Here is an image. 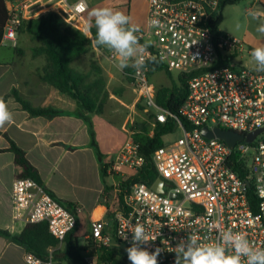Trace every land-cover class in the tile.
<instances>
[{"label":"built area","instance_id":"obj_1","mask_svg":"<svg viewBox=\"0 0 264 264\" xmlns=\"http://www.w3.org/2000/svg\"><path fill=\"white\" fill-rule=\"evenodd\" d=\"M221 1L146 0V22L138 33L140 43L150 41L147 53L170 72L186 78L187 96L179 113L189 129L177 119L180 137L151 155L163 182V193L154 192L144 183L128 189L118 183L114 186L111 206L89 221L86 264H98L104 248L123 251L125 254L116 255L117 261L130 264L125 249L130 246L137 223L144 225L150 239L155 238L146 245L148 250L163 249L158 264H174L175 253L170 251L179 240L195 236L202 243H211L227 229L245 234L256 248H264V131L251 143L237 141L233 149L220 139L201 134L204 127L243 136L264 129V72L242 64V54L250 56L251 52L242 40L214 27ZM5 2L8 18L0 44L10 42L15 47L21 22L36 16L40 3L33 2L26 12L18 13L9 0ZM46 4L54 5V12L68 25L82 32L84 27L88 30L87 25L76 24L84 21L86 0H46ZM150 19H158L163 27H151ZM108 58L115 61L111 52ZM149 62L146 72L133 69L131 87L136 94L134 104L140 103L148 117L154 116L149 122L151 136L155 123L165 122L169 113L155 103ZM143 161L130 138L109 162L110 170L125 182L137 173ZM234 164L242 166L244 179L233 171ZM11 204L15 221L46 223L49 233L60 243L77 225L75 215L30 178H14ZM24 261L56 264L53 249L45 260L26 252Z\"/></svg>","mask_w":264,"mask_h":264},{"label":"crops","instance_id":"obj_2","mask_svg":"<svg viewBox=\"0 0 264 264\" xmlns=\"http://www.w3.org/2000/svg\"><path fill=\"white\" fill-rule=\"evenodd\" d=\"M9 1L18 13L26 12L28 5L33 2L40 3L34 18L56 8L46 4V0ZM69 1L72 3L74 0ZM105 1L108 0L97 2L94 6H106L103 4ZM244 2L261 4L264 7V0ZM144 3V18L140 28L146 22V0ZM113 4H110L111 7L132 16L131 1L127 4ZM5 5L7 6L6 2ZM76 24L80 27L84 25L80 21ZM84 29L87 30L86 27ZM22 36L29 42L27 48L19 46L17 53L15 49L13 52L0 53V97L5 99L13 112V120L0 127V230L19 234L25 226L24 222L15 221L13 218L11 185L14 178L19 176L20 169L10 151L11 142L24 152L27 161L37 171L44 189L56 200L71 205L69 209L76 217V228L81 220L89 228L90 219L98 218L102 210L111 206L114 200L113 188L119 180L111 172L109 162L131 138V132L126 129V125L132 122L131 114L125 115L126 104L117 93L110 90L107 82L109 71L98 65L88 52L75 59L70 67L87 73L90 63H95L101 70L107 93L102 99V113L85 116L90 124L88 127L87 122L79 115L80 109L76 101L39 78L46 63L43 55L32 56V49L39 42L23 33L17 35L16 44H20ZM240 40L250 50L261 44L248 30L242 33ZM12 90L32 108H52L62 113L51 117L30 115L11 95ZM134 105L133 103L131 107ZM93 143L102 154L101 159L98 158ZM75 231L73 236L77 237ZM55 250V262L62 264L66 261L63 257L64 244L60 243ZM25 253L24 247L0 236V264H26Z\"/></svg>","mask_w":264,"mask_h":264},{"label":"trees","instance_id":"obj_3","mask_svg":"<svg viewBox=\"0 0 264 264\" xmlns=\"http://www.w3.org/2000/svg\"><path fill=\"white\" fill-rule=\"evenodd\" d=\"M241 0H222L220 5V13L214 27L219 29L222 22V13L226 7L234 6ZM8 18V11L4 0H0V39L3 26ZM18 34H27L32 40L38 41L39 45L32 49V56L43 55L45 57V66L39 78L56 88L60 93L65 94L76 101L79 106V115L87 122L90 127L88 118L85 116L91 113L101 114L103 111V98L107 96L104 89V79L101 76V70L98 66L92 65L87 73L79 72L70 67V64L80 56L89 52L92 48L91 38L95 34V29L88 30V35L82 31L68 25L57 13L50 11L37 18L23 20L18 28ZM17 53V50L15 49ZM149 76L154 72H164L171 78V72L158 60L149 62ZM133 68H125L122 74L126 81L132 83ZM155 103L158 107L168 111L165 122H156L153 128V134L150 136V121L154 117H148L144 113V121H135L130 127L131 139L138 146V153L143 157V164L137 173L127 179L125 182L118 181V185L123 189H128L136 183H144L151 186L159 177L153 161L152 153L163 146L164 137L173 134L177 128V119H179L185 129H189L179 113V108L187 96L186 78L177 75L176 83H172L171 87L155 88ZM11 95L14 96L22 108L33 116H55L62 112L52 108L40 109L32 108L30 104L23 101L15 90ZM140 110L143 107L137 104ZM85 117V118H84ZM98 158L101 159L102 154L96 148ZM10 151L14 154V162L20 169V177L30 178L41 184L37 171L27 161L24 152L11 142ZM240 164H234L232 169L242 179L245 178V172L240 168ZM104 168H102V171ZM44 188V187H43ZM49 193V192H48ZM50 194V193H49ZM51 195V194H50ZM52 196V195H51ZM119 201L122 202L121 195H118ZM62 206L70 210V204L58 201ZM71 211V210H70ZM76 227L65 237L63 257L66 261L74 264H86L82 256V252L87 248L88 241L80 245L78 238L73 236ZM0 236L6 238L10 242L22 246L26 252L32 253L36 257L45 260L48 257V251L53 249V258L56 259V248L60 241L54 238L48 231L46 223H27L19 234H12L6 230H0ZM125 254L123 251L104 248L100 254L101 264H123L116 259V255Z\"/></svg>","mask_w":264,"mask_h":264},{"label":"clouds","instance_id":"obj_4","mask_svg":"<svg viewBox=\"0 0 264 264\" xmlns=\"http://www.w3.org/2000/svg\"><path fill=\"white\" fill-rule=\"evenodd\" d=\"M248 16L252 20H260L264 11L255 8L248 12ZM89 18L88 30L95 29L92 47L111 52L118 69L130 67L141 73L148 70L149 61L156 62L157 58L147 53L151 42L140 43V29L125 12L111 7H96L89 12ZM148 24L157 29L163 27L158 19H150ZM256 32L264 37V21L256 27ZM250 56L255 63V71L264 72V43L254 47ZM192 58L196 60L195 55ZM12 120L13 112L0 97V127ZM131 234L130 246L125 249L130 264H158L163 249L148 250L146 245L155 238H149L144 225L137 223ZM170 252L175 253L174 264H264V248H256L245 234L231 229L220 231L217 240L211 243H202L195 236H187L179 240Z\"/></svg>","mask_w":264,"mask_h":264},{"label":"rangeland","instance_id":"obj_5","mask_svg":"<svg viewBox=\"0 0 264 264\" xmlns=\"http://www.w3.org/2000/svg\"><path fill=\"white\" fill-rule=\"evenodd\" d=\"M100 1H104V0H87L88 10L84 15L85 16L84 21H83L84 25H87V23L89 22V19H90L89 12L93 8H96L94 6L95 3L100 2ZM129 1H131L133 5L132 16H131L132 23L137 25L140 28L143 23V18H144V10H145L144 0H110V1L108 0L103 3L106 6H97V7H111V5L112 6L114 5L113 3H118V5H120L123 3L127 4L129 3ZM255 6L256 4L247 3V2H244V0H242L235 6L226 7L223 11V21L219 26V30L224 35L234 36L238 39H242V33L245 30H248V32L256 39V41H258L259 43L264 42V37H261L260 34L256 32V27L259 25V23H261V21H264V16H261L260 20H252L248 16V12L250 10H254ZM111 8L115 9L114 7H111ZM238 25L239 27H237ZM83 33L88 35V30L84 29ZM24 37L22 36V40L20 41V44L19 45L16 44L15 47L12 46L10 42H4L0 44V53H4L6 51L13 52L14 49H17L19 46L22 48H27L29 42L25 41ZM89 52H90L89 56L93 57L97 61L98 65H100L104 70L109 71L107 82H108L110 90L117 93L118 96L121 97L123 102L126 104L127 107H125V110H124L125 115L129 113L131 114L130 118L132 119V122L126 125V129L130 130L129 127L135 121H144L145 117H144L143 110H140L137 107V104H135L134 107H131V105L134 103L136 99V94L132 91L131 83L127 82L125 77L123 76L122 70L118 69L115 66L116 61H111L108 58L109 51L106 49H96L92 47ZM242 64L249 69H255L254 61L251 59V56H249L246 52L242 54ZM92 65L96 66L95 63H90V68L92 67ZM176 77H177V74L175 72H171V78H170L162 71V72L152 73L149 76V80L151 83L154 84L155 88L171 87L172 83H176ZM180 134L181 133L179 129L176 128L173 134H169L164 137L163 139L164 143L169 144L175 141L177 138L180 137ZM114 174L117 175L116 173ZM117 177L119 180L120 177L118 175ZM75 230H76L75 234L78 237L79 244L84 245L85 239H86L85 237L89 233L88 226L85 224L83 220H81L78 227ZM82 256L83 258L86 256L84 252H82ZM62 264H74V263L64 261ZM98 264H101L100 261Z\"/></svg>","mask_w":264,"mask_h":264},{"label":"water","instance_id":"obj_6","mask_svg":"<svg viewBox=\"0 0 264 264\" xmlns=\"http://www.w3.org/2000/svg\"><path fill=\"white\" fill-rule=\"evenodd\" d=\"M256 9L264 11V7L261 4L256 5ZM262 131H264V129H259L249 133L246 136H243L229 130H222L217 127L213 128L212 130L204 127L201 129V134L208 139H220L226 144L229 149H233L237 141L245 140L246 143H251L254 138ZM162 185V180L160 178H157L156 181L151 185V188L156 193H163ZM170 197L173 198L175 197V195L173 193H170ZM184 205L189 206V203L185 202Z\"/></svg>","mask_w":264,"mask_h":264}]
</instances>
